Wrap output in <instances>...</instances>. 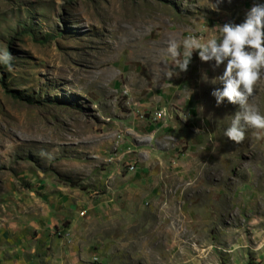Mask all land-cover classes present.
Returning <instances> with one entry per match:
<instances>
[{
	"label": "rangeland",
	"instance_id": "1",
	"mask_svg": "<svg viewBox=\"0 0 264 264\" xmlns=\"http://www.w3.org/2000/svg\"><path fill=\"white\" fill-rule=\"evenodd\" d=\"M254 3L0 0V264H264V132L166 52Z\"/></svg>",
	"mask_w": 264,
	"mask_h": 264
},
{
	"label": "clouds",
	"instance_id": "2",
	"mask_svg": "<svg viewBox=\"0 0 264 264\" xmlns=\"http://www.w3.org/2000/svg\"><path fill=\"white\" fill-rule=\"evenodd\" d=\"M222 0H216L210 7L215 10ZM230 2V0H229ZM184 53L180 59V42L170 39L167 42L166 52L175 61V67L180 72L187 71L193 52H198L202 62H213V69L223 65V72L210 82L223 85L211 92L215 97L217 106L225 99L231 104L239 105L224 131V136L235 143H241L245 139V128L264 132V114L249 103V98L254 95L255 86L264 74V4L254 3L247 11L242 23H224L219 25V35L201 44L195 37L188 36L182 41ZM12 56L8 52L0 54V63L11 70ZM167 68V66H165ZM171 78L172 71H165ZM178 74L177 72L175 73ZM207 82L208 78H204Z\"/></svg>",
	"mask_w": 264,
	"mask_h": 264
}]
</instances>
